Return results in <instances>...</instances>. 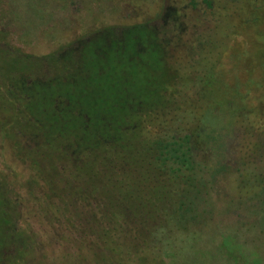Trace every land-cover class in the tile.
<instances>
[{"label":"rangeland","instance_id":"1","mask_svg":"<svg viewBox=\"0 0 264 264\" xmlns=\"http://www.w3.org/2000/svg\"><path fill=\"white\" fill-rule=\"evenodd\" d=\"M70 91L104 104L117 127L114 164L98 166L113 167L97 178L112 183L99 204L132 224L114 225L109 249L89 247L86 211L65 222L67 197L50 209L20 153V135L27 150L43 135L52 147L56 133L85 135L68 128ZM167 133L189 134L195 171H158ZM8 189L18 230L36 243L0 239V264H264V0H0V216ZM126 228L143 238L123 243Z\"/></svg>","mask_w":264,"mask_h":264},{"label":"trees","instance_id":"2","mask_svg":"<svg viewBox=\"0 0 264 264\" xmlns=\"http://www.w3.org/2000/svg\"><path fill=\"white\" fill-rule=\"evenodd\" d=\"M207 3L210 6L211 1H207ZM171 10L173 12L172 8ZM142 26L145 27L146 25L140 24L133 26L132 28H119L118 31L121 34L130 30L133 32H139ZM173 29L178 30L182 28H180V24H175ZM119 39L122 42L124 41L123 38ZM106 52H108V46L106 45L94 51V53L98 54ZM113 52L114 51L110 52V58ZM107 56L108 54H105V58H107ZM94 59L95 57H93V60ZM106 74H109V72ZM97 78L100 79V76L96 77V79ZM108 81H106L107 84L112 85ZM107 88L111 89L109 86ZM19 91L21 99L25 103H28V100L31 99L32 95L29 94V87H27V83H25ZM123 91L124 90L120 88V90H118V94L121 95V92L123 93ZM164 92H166V90H164ZM102 97L105 98L106 95L103 94ZM68 98L67 104L69 105L66 106L73 109L70 110L72 112L69 113V117H67V124H69L68 128L79 123V126L82 129L81 132L85 135H79L77 133L61 135L56 133L54 134V138L56 141L58 139L57 143H59V147H56V142L54 143V147H52L50 137L46 139L45 135H43L44 139L41 141L40 150L39 148L31 150L25 149L26 143L24 142L23 135H20V142L24 145L23 148L21 147L22 149L20 153L26 157L25 161L28 163L29 169L34 172L38 179L45 184V189H41L40 193L44 195L48 194L50 197L52 196L53 201L49 202L48 205L50 209L59 213L61 205L64 202L61 198L64 196L67 197L68 200L67 206H65V212L69 215L65 217V222L70 223L73 226L74 222H76L75 218L80 221L83 215L80 216L79 214L83 213L82 211H86V217L82 218V223L85 222L86 224L79 226V229L84 232L82 233L83 236L84 234L89 236V247L91 244H95L97 248L94 250H104V244H108V247L106 248L109 249V244H112L109 241L111 239L114 240L113 236L118 231L114 232V225L118 229L119 226H126L128 224L130 226V224H132L131 219L125 216V214H122L123 217L121 216L118 218L113 214L114 209H112L111 206H101L99 204L101 200H104L103 195L107 196V190H102L101 186L106 188V186L109 187L112 183L106 182L104 185V183H100V179L97 178L104 171L106 173L110 172V175H112V172L108 170H112L113 167H107V170H103L98 166H100L102 161L108 162V164H114V158L117 155V151L114 149V139L116 135L115 130L117 127L115 129H111L106 126V121L112 112L105 110L104 104L100 105L99 103L89 102L88 100L85 101L83 91H80L78 94H74L70 91ZM13 99H16V95L13 96ZM18 107L17 103L14 104V111H18L17 116L20 113ZM50 108L56 112L59 110L57 105L53 104H51ZM76 108L86 109V111L83 114L78 112V114L75 112ZM60 111L61 110L58 112ZM58 120L59 116L54 115L52 118L54 124L59 122ZM16 121L17 118L15 122ZM29 122L30 121H25L24 124H28ZM13 123L14 121L12 120V124ZM89 126H91V130L88 128ZM58 129L61 131L60 127H58ZM102 129L104 131H102ZM162 136H166V138H162L163 140L157 139L156 143L159 147V151L154 158L155 161L160 163V167H162V170L159 169L158 171H164V173H166V167H169L167 175L171 177H177L185 175V173L195 171V150L189 134L182 133L180 135H176L174 133H167ZM63 137H65V139L66 137L68 138V144L65 146H63V143L59 140H62ZM122 169L126 172V170H128L127 165H122ZM30 180L29 187L32 192V187H35L36 185L34 180L37 179L35 177H30ZM58 184L61 187H58ZM10 191L11 190L8 189V193L5 197V212L2 216H0V225L5 227V229L0 232V239L4 238L7 240L8 244H12L20 238L22 241L21 243L32 246V244L36 243L35 239L31 236L32 234H22L17 228L15 213L19 205L15 202V200L11 199L13 192ZM81 208H83V210H81ZM101 230L103 232H101ZM141 232H143L141 229L136 230L135 232L132 229L127 230L126 228L125 235L127 238L123 237L122 242L125 244H132V242H136V239L143 238V234Z\"/></svg>","mask_w":264,"mask_h":264}]
</instances>
